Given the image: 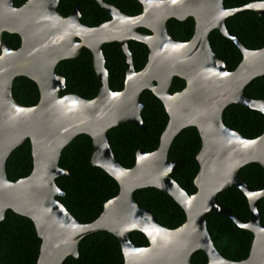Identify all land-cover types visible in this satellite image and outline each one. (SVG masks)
<instances>
[{
    "label": "water",
    "instance_id": "obj_1",
    "mask_svg": "<svg viewBox=\"0 0 264 264\" xmlns=\"http://www.w3.org/2000/svg\"><path fill=\"white\" fill-rule=\"evenodd\" d=\"M58 1L27 0L15 6L13 0H0V221L11 210L33 222L41 240L37 264H62L67 256L77 257L80 240L99 230L118 239L124 264H192L190 257L196 250L205 252V264H264V226L257 208L264 188L251 189L239 175V169L251 162L264 168V131L247 138L225 125L222 118L231 103L264 115V100L244 93L251 80L264 74V46L247 48L225 23L226 18L244 10L261 15L264 0L232 8L225 7L223 0H137L142 12L133 16L96 0L111 18L93 27L80 22L78 3L68 16H62L56 9ZM188 17L194 20L191 38L176 40L168 33L167 20ZM138 27L149 33L138 31ZM213 29L232 40L242 54L233 70L227 69L209 44ZM3 32L18 34L19 47L7 45ZM129 40L142 42L149 50L144 67L138 71ZM113 41L120 44L125 60L124 85L119 91L108 86L102 51L104 43ZM82 47L92 53L98 93L89 99L73 93L60 95L67 81L55 72L56 64L76 57ZM17 76L36 83V104L25 106L15 101L12 83ZM174 76L184 79L185 86L170 92ZM145 89L160 99L168 120L156 149H138L133 166L125 168L111 150L107 131L123 122L144 128L140 95ZM188 126H194L201 139L194 193L170 176L184 160L168 159L174 137ZM78 134L91 138V164L106 171L119 188L88 223L76 220L56 198L64 195L56 178L73 177L59 166L62 149ZM25 139L30 141L32 170L10 180L5 172L7 158ZM146 187L169 194L183 209L185 221L176 228L159 224L154 214L134 199L135 190ZM229 187L246 196L250 210L247 222L216 201L217 194ZM208 212L224 214L252 233L245 259L230 260L219 253L207 228ZM134 230L145 234L147 245L131 241L129 234Z\"/></svg>",
    "mask_w": 264,
    "mask_h": 264
},
{
    "label": "trees",
    "instance_id": "obj_2",
    "mask_svg": "<svg viewBox=\"0 0 264 264\" xmlns=\"http://www.w3.org/2000/svg\"><path fill=\"white\" fill-rule=\"evenodd\" d=\"M26 0H13L20 6ZM114 4L122 12L135 15L141 12L142 6L137 0H104ZM258 0H223L227 8L243 6ZM74 2L81 7L80 21L87 26H97L108 20L110 15L95 0H59L57 11L66 16L70 13ZM226 27L239 41L250 49L264 46V11L258 15L253 10H244L225 20ZM167 29L177 40L187 41L194 31V20L171 18L167 21ZM147 32L144 28H139ZM3 41L11 48L20 45V37L15 33L3 32ZM209 44L222 60L228 70H233L242 58L236 44L220 34L217 29L210 31ZM133 63L140 70L147 61L148 48L139 41L130 40ZM105 68L108 71V86L111 90H121L125 78V61L118 42L103 44ZM55 72L66 78L67 84L59 94L73 93L83 98H93L99 90L98 78L92 66V55L87 48H82L79 55L64 59L56 64ZM185 81L177 76L172 78L169 90H181ZM247 97L264 100V74L251 80L245 87ZM12 95L16 102L30 106L37 103L39 91L36 83L26 76H17L12 83ZM140 99L144 102L141 117L144 128L131 122H123L107 131L111 150L125 168L135 162L138 149L150 152L156 149L160 135L167 123L168 115L159 98L150 90H144ZM223 122L240 132L247 138H255L264 131V115L253 109L236 103L229 104L222 114ZM201 146V139L194 126L183 128L173 139L168 159L182 158L180 168L170 176L189 193H194V177L199 165L196 154ZM92 140L86 134L76 135L63 149L59 158V166L69 170L73 177L59 176L57 185L63 189L64 195L56 197L67 210L81 223L94 220L102 211L104 203L118 193V184L106 171L91 164ZM32 170V155L29 139L14 148L6 161V176L17 180L27 176ZM243 181L253 190L264 188V168L257 162H251L239 169ZM134 199L141 206L149 209L157 222L168 228H176L185 221V213L179 204L166 192L154 187L135 190ZM221 206L228 207L242 222L250 218V210L244 193L229 187L216 196ZM260 223L264 226V196L257 201ZM206 224L214 246L227 259L239 261L248 256L252 243V233L239 227L232 218L217 212L206 214ZM131 241L138 245H147L148 240L141 231H131ZM33 222L22 215L7 210L0 221V264H37L40 248ZM77 257L67 256L62 264H124V258L118 239L105 230L92 232L83 237L79 244ZM192 264H205L207 256L203 250H196L190 257Z\"/></svg>",
    "mask_w": 264,
    "mask_h": 264
},
{
    "label": "flooded vegetation",
    "instance_id": "obj_3",
    "mask_svg": "<svg viewBox=\"0 0 264 264\" xmlns=\"http://www.w3.org/2000/svg\"><path fill=\"white\" fill-rule=\"evenodd\" d=\"M26 1H27V0H26ZM26 1H25V2H26ZM95 1H96V0H95ZM103 1H104V0H103ZM25 2H24V3H25ZM104 2H105V1H104ZM58 3H59V1H58ZM75 3H78V2H74V4H75ZM106 3H107V2H106ZM74 4H73V6H74ZM78 4H79V3H78ZM108 4H110V3H108ZM21 5H22V4H21ZM21 5H20V6H21ZM57 5H58V4H57ZM113 5H114V4H113ZM15 6H16V5H15ZM73 6H72V8H71V11H72V9H73ZM141 6H142V5H141ZM79 7H80V5H79ZM116 7H117V6H116ZM56 8H57V7H56ZM117 8H118V7H117ZM80 9H81V7H80ZM118 9H119V8H118ZM119 10H120V9H119ZM71 11H70V13H71ZM120 11H121V10H120ZM106 12H107V11H106ZM121 12H122V11H121ZM141 12H142V10H141ZM141 12H140V13H141ZM70 13H69V14H70ZM107 13H108V12H107ZM123 13H124V12H123ZM140 13H138V14H140ZM69 14H68V15H69ZM81 14H82V12H81ZM108 14H109V13H108ZM124 14H127V13H124ZM68 15H66V16H68ZM109 15H110V14H109ZM127 15H131V14H127ZM135 15H137V14H135ZM62 16H63V15H62ZM131 16H133V15H131ZM80 17H81V16H80ZM110 18H111V16H110ZM110 18H109V19H110ZM109 19H108V20H109ZM170 19H171V18H170ZM174 19H175V18H174ZM108 20H106V21H108ZM168 20H169V19H168ZM168 20H167V21H168ZM184 20H185V19H184ZM80 22H81V21H80ZM104 22H105V21H104ZM81 23H82V22H81ZM102 23H103V22H102ZM82 24H83V23H82ZM100 24H101V23H100ZM100 24H99V25H100ZM84 25H85V24H84ZM86 26H87V25H86ZM97 26H98V25H97ZM166 26H167V22H166ZM89 27H93V26H89ZM139 28H143V27H138V31H140ZM144 29H145V28H144ZM146 30H147V29H146ZM167 30H168V29H167ZM140 32H142V31H140ZM144 33H149V30H147V32H144ZM168 33H169V32H168ZM172 37H173V36H172ZM176 40H177V39H176ZM188 40H189V39H188ZM20 41H21V39H20ZM129 41H130V40H129ZM135 41H136V40H135ZM180 41H181V40H180ZM113 42H116V41H113ZM107 43H109V42H107ZM104 44H105V43H104ZM128 44H129V42H128ZM18 47H19V46H18ZM18 47H17V48H18ZM102 47H103V46H102ZM120 47H121V46H120ZM82 48H85V47H82ZM82 48H81V49H82ZM128 48H129V46H128ZM147 48H148V47H147ZM88 50H89V49H88ZM121 50H122V49H121ZM80 51H81V50H80ZM89 51H90V50H89ZM90 52H91V51H90ZM130 52H131V51H130ZM148 52H149V50H148ZM79 53H80V52H79ZM122 53H123V52H122ZM78 55H79V54H78ZM78 55H77V56H78ZM91 55H92V53H91ZM131 55H132V54H131ZM77 56H76V57H77ZM123 56H124V55H123ZM147 57H148V56H147ZM69 59H70V58H69ZM132 59H133V58H132ZM63 60H64V59H63ZM60 61H61V60H60ZM124 61H125V60H124ZM133 64H134V63H133ZM92 66H93V62H92ZM143 67H144V66H143ZM143 67H142V68H143ZM142 68H141V69H142ZM135 69H136V68H135ZM137 71H138V70H137ZM59 75H60V74H59ZM61 76H62V75H61ZM63 77H64V76H63ZM179 78H180V77H179ZM124 79H125V78H124ZM181 79H182V78H181ZM183 80H184V79H183ZM184 81H185V80H184ZM171 82H172V81H171ZM123 85H124V84H123ZM170 85H171V84H170ZM169 88H170V87H169ZM182 89H183V88H182ZM145 90H146V89H145ZM147 90H148V89H147ZM116 91H119V90H116ZM143 91H144V90H143ZM143 91H142V92H143ZM169 91H170V90H169ZM178 91H179V90H178ZM170 92H172V91H170ZM174 92H176V91H174ZM65 94H67V93H65ZM164 109H165V108H164ZM174 159H175V158H174Z\"/></svg>",
    "mask_w": 264,
    "mask_h": 264
}]
</instances>
